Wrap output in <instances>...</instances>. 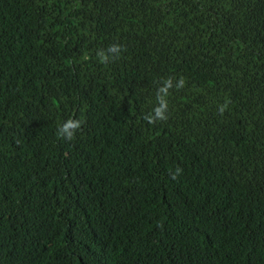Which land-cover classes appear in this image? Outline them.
<instances>
[{"label": "trees", "instance_id": "1", "mask_svg": "<svg viewBox=\"0 0 264 264\" xmlns=\"http://www.w3.org/2000/svg\"><path fill=\"white\" fill-rule=\"evenodd\" d=\"M0 264H264V0H0Z\"/></svg>", "mask_w": 264, "mask_h": 264}, {"label": "clouds", "instance_id": "2", "mask_svg": "<svg viewBox=\"0 0 264 264\" xmlns=\"http://www.w3.org/2000/svg\"><path fill=\"white\" fill-rule=\"evenodd\" d=\"M79 127V122H74V121H68L66 122L63 127L60 129V132L63 134V133H66L67 136L69 138H71V135H72V131L71 130H75Z\"/></svg>", "mask_w": 264, "mask_h": 264}]
</instances>
